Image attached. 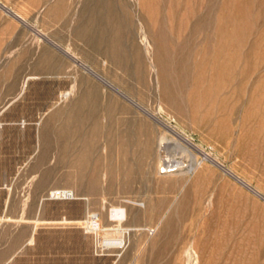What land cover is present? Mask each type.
I'll return each mask as SVG.
<instances>
[{
  "label": "rangeland",
  "instance_id": "obj_1",
  "mask_svg": "<svg viewBox=\"0 0 264 264\" xmlns=\"http://www.w3.org/2000/svg\"><path fill=\"white\" fill-rule=\"evenodd\" d=\"M0 2V264H264V0Z\"/></svg>",
  "mask_w": 264,
  "mask_h": 264
},
{
  "label": "bare ground",
  "instance_id": "obj_2",
  "mask_svg": "<svg viewBox=\"0 0 264 264\" xmlns=\"http://www.w3.org/2000/svg\"><path fill=\"white\" fill-rule=\"evenodd\" d=\"M0 5L2 6V7H6L3 3H1L0 2ZM9 12L13 15V16H15L16 18H18V19H20V20H22L23 18L19 15V14H17L15 11H12V10H10L9 9ZM170 129V128H169ZM176 135V134H175ZM164 138V137H163ZM162 139V138H161ZM165 139H167V138H165ZM181 140H184V139H182L181 138ZM161 143H162V141H160ZM163 142H165V141H163ZM186 142V141H185ZM167 144L169 143V142H166ZM169 166V165H168ZM163 167V166H162ZM167 167V166H166ZM170 167V166H169ZM169 169H171V168H169ZM233 174V173H232ZM231 175V174H230ZM236 177V176H235ZM256 193L261 197V198H263L264 199V195L263 194H261L259 191H256ZM111 214V213H110ZM114 240H116V239H114ZM104 241V240H103ZM117 241V240H116ZM105 242V241H104ZM96 249V248H95ZM92 258V257H91Z\"/></svg>",
  "mask_w": 264,
  "mask_h": 264
}]
</instances>
